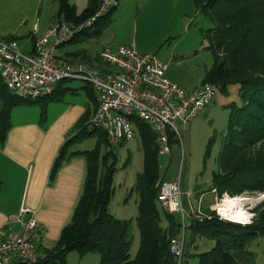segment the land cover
<instances>
[{
	"label": "trees",
	"instance_id": "1",
	"mask_svg": "<svg viewBox=\"0 0 264 264\" xmlns=\"http://www.w3.org/2000/svg\"><path fill=\"white\" fill-rule=\"evenodd\" d=\"M55 1L57 18L73 24L91 17L101 3V0H88L85 9L76 14L69 0ZM192 2L195 9L212 22L205 32L210 37L206 48L212 55L213 63L202 83H212L226 95L230 85L238 86V99L226 105L228 124L217 155L218 169L212 173L209 191L214 190L217 198L225 193L229 196L244 191L264 193V0ZM115 8H110L94 22L92 32L89 33L91 28L86 29L70 41L81 34L88 37L98 35L111 21ZM7 38L16 39L13 36ZM58 84L51 94L31 100L12 95L0 78V143L10 127L11 109L21 103L60 99L62 92L56 93ZM90 91L95 99L91 88ZM89 118V110H86L76 124L75 133L59 148L49 173V178L53 179L67 157L83 155L86 172L82 192L55 245L45 250L35 264H67L66 257L71 251L80 256L97 252L98 264H175L169 243L178 235L181 224L176 214L159 209L158 185L164 177L160 171L154 132L144 122H136L142 149V171L135 183L139 243L135 256L130 258V221L118 219L108 211L113 193L111 181L114 168L113 163L108 165L107 162L109 156L114 158V154L111 149L102 153L101 147L111 143L103 131L89 129L85 125ZM85 137L96 138L92 148L69 152L72 144ZM175 141L170 136V145ZM211 141L205 158L209 155ZM101 166L104 172H101ZM204 211L211 217L190 222L191 238L201 234L214 238L215 243L209 250L196 254L198 264H252L254 253L248 251L246 245L264 236V200L254 208V217L248 224L220 219L209 208ZM163 219L166 221L164 226L161 225Z\"/></svg>",
	"mask_w": 264,
	"mask_h": 264
},
{
	"label": "built area",
	"instance_id": "2",
	"mask_svg": "<svg viewBox=\"0 0 264 264\" xmlns=\"http://www.w3.org/2000/svg\"><path fill=\"white\" fill-rule=\"evenodd\" d=\"M115 6L117 0H101L97 11L78 24L56 22L34 42L30 52L21 50L16 39L0 35L1 81L12 95L31 100L51 94L62 80L83 81L91 87L96 100L95 111L85 123L89 129H100L114 143L134 138L136 122L141 121L154 132L158 155L170 154V136L181 140V131L212 101L216 85L205 82L195 90H188L167 77L166 65L155 55L141 53L128 45L102 50L100 68L86 61L57 57L60 45L90 29ZM183 155L181 143V158ZM157 200L165 212L179 216L180 231L171 238L169 250L175 264H182L190 220L203 221L211 216L201 211L199 203L193 207L188 201L184 206L179 177L160 181ZM214 211L217 213V209ZM26 212V208L20 210L18 229L3 231L0 264L38 262L41 256L36 242L38 224L32 216L21 220Z\"/></svg>",
	"mask_w": 264,
	"mask_h": 264
},
{
	"label": "rangeland",
	"instance_id": "3",
	"mask_svg": "<svg viewBox=\"0 0 264 264\" xmlns=\"http://www.w3.org/2000/svg\"><path fill=\"white\" fill-rule=\"evenodd\" d=\"M175 1L178 3L175 4ZM54 9H57L55 0H43V12L50 10L54 12ZM114 16L118 20L113 25L114 33L110 38L114 42L120 41L119 43H121L123 41L125 44H130V39L134 38L139 45L152 47L150 50H136L155 55L166 65L165 73L172 72L182 81L191 83L190 85H197L212 66L213 58L206 48L210 37L205 32L212 26V22L195 9L192 0H120ZM117 24L120 27L115 29ZM78 83L81 81L68 80L64 84L72 86ZM192 88L193 86L190 89ZM237 89V85H230L227 95L217 90L212 101L188 123L184 131H181V140L172 143L170 154L158 156L160 171L164 179L179 177L185 202L188 204L187 201H189L193 207L199 203L204 214H207L204 211L208 208L206 204L213 202L209 188L212 173L218 169L217 155L227 129L229 112L226 105L238 99ZM21 104L25 106V104L32 103ZM16 108L19 107H15L12 112H15ZM210 140H212L210 152L205 158ZM95 141V137H85L74 143V147L90 149L95 145ZM181 143L184 150L182 158ZM110 149L114 158L109 156L107 164L113 163L114 171L111 181L113 193L108 211L118 219L130 221L129 257L133 258L139 243V231L136 223L138 194L135 190V183L137 175L142 171L140 137L136 133L130 140L116 141L101 147L102 153ZM100 170L104 172L102 166ZM201 193L204 195L206 204L198 200ZM235 196L246 199L243 202L246 218L239 221L225 218L220 211V206L226 197ZM235 196L225 193L220 198H216L213 206L209 209H217V212L219 211L222 216H219L216 211L214 212L218 217H221L220 219L238 224L250 223L254 217V208L264 200V193L244 191ZM159 209L162 212L160 206ZM238 211V208L232 210L233 213H238ZM176 217L179 219L178 215ZM191 221L193 220L191 219ZM165 223L166 221L163 219L161 225L164 226ZM190 234L191 230L186 229L182 264H198L196 254L209 250L215 243L214 238L201 234L191 238ZM246 249L254 253L252 264H264V236H259L248 243ZM74 256H76L74 263L70 260V264H76L78 256L76 251H74Z\"/></svg>",
	"mask_w": 264,
	"mask_h": 264
},
{
	"label": "crops",
	"instance_id": "4",
	"mask_svg": "<svg viewBox=\"0 0 264 264\" xmlns=\"http://www.w3.org/2000/svg\"><path fill=\"white\" fill-rule=\"evenodd\" d=\"M69 2L74 5L76 14H80L88 0ZM119 4L120 0H117L116 7ZM56 12L57 9L43 12V0H0V35L15 37L20 49L30 52L34 42L59 21ZM114 12L111 21L98 35L88 37L81 34L73 41L60 45L57 57L61 60L86 61L100 68L103 63L99 54L104 49L114 50L119 45H128L140 51L152 49L139 45L134 38L130 39V44L114 42L110 38L114 33L113 25L118 20ZM118 27L119 24L115 29ZM94 29L91 27L89 33ZM166 74L170 80L188 90H195L202 84L201 81L197 85H190L172 72ZM66 81L57 86L56 93L62 92L58 100L14 106L10 113V127L0 143V238L3 231L20 227L17 218L20 210L26 208L27 212L20 219L32 216L37 222L36 242L40 255L55 245L62 227L71 218L82 192L86 160L80 154L67 157L53 179L49 178L51 166L61 145L75 133L76 124L83 113L89 110L91 117L96 108V100L88 84L81 81L71 86L64 84ZM1 105L0 98V109ZM42 106L44 113L41 114ZM15 107L19 108L12 112ZM74 146H70L69 152L88 149ZM210 193L213 202L204 203L203 193L198 200L211 209L217 197L215 192ZM183 201L186 207L185 198ZM75 257L74 251L69 252L67 263L70 264V260L74 263ZM98 261L99 255L91 252L83 256L78 254L76 264H98Z\"/></svg>",
	"mask_w": 264,
	"mask_h": 264
},
{
	"label": "bare ground",
	"instance_id": "5",
	"mask_svg": "<svg viewBox=\"0 0 264 264\" xmlns=\"http://www.w3.org/2000/svg\"><path fill=\"white\" fill-rule=\"evenodd\" d=\"M246 199L241 198L239 196H235V197H226L225 201L221 204L220 206V211L221 213L224 215L225 218L234 220V221H239V220H243L246 218V212L244 211V206H243V202ZM234 208H238V213L236 212H232V210ZM219 215L222 216V214H220V212H217Z\"/></svg>",
	"mask_w": 264,
	"mask_h": 264
}]
</instances>
